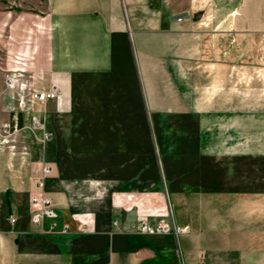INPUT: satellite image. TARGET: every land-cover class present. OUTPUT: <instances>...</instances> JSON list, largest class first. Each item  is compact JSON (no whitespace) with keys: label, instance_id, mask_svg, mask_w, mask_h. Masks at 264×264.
Here are the masks:
<instances>
[{"label":"crops","instance_id":"1","mask_svg":"<svg viewBox=\"0 0 264 264\" xmlns=\"http://www.w3.org/2000/svg\"><path fill=\"white\" fill-rule=\"evenodd\" d=\"M11 30L6 68L59 93L31 112L0 94L13 105L1 121L20 127L17 151L0 149V264H264V164L221 142L214 154L203 118L241 130L229 72L264 67V0H45ZM31 113L51 133L43 144ZM42 164L66 233L31 220ZM156 211L187 230L128 229Z\"/></svg>","mask_w":264,"mask_h":264},{"label":"rangeland","instance_id":"2","mask_svg":"<svg viewBox=\"0 0 264 264\" xmlns=\"http://www.w3.org/2000/svg\"><path fill=\"white\" fill-rule=\"evenodd\" d=\"M45 4V0H0V27H2V32L0 34V94L4 92L7 96L11 93H14L12 89L6 88L5 85V77L7 73L11 72L12 69L6 68V57L8 48H12L14 45L11 42L12 41V23L16 19L17 13L21 11H33L36 12L38 8H43ZM4 20V21H3ZM245 58H250V55H245ZM264 59V58H262ZM261 59V60H262ZM245 66L244 67H238L234 68L229 72V76H236L238 83L229 85L231 87V91L233 93L238 94V98L242 100V105L239 104V107H243L245 115L243 119V125L239 126L238 129L241 128L240 131H230L229 123L231 121H222L225 120L226 117H220V116H204L205 120V127L207 126V129L205 130L204 134L206 138V142L209 140H212V151L218 154V151L220 150V147H215L214 145H219L220 142L222 144L228 145L227 149H224L225 151L230 152L231 154H235V151L243 150L245 155L251 154V151H258L259 159H260V165L261 169L264 164V67H262V63H260L257 67V64L254 67H252L251 63H247L244 61ZM230 88V87H229ZM15 104L16 101H13ZM1 103H4L5 105H8L9 107H13L11 100H0ZM235 103L233 102V105ZM259 107V113L252 114V109H254V112H257L255 110V107ZM17 107V106H16ZM2 108L0 106V112H2ZM1 113H0V123L2 122L1 119ZM229 118V117H228ZM242 122V121H241ZM221 123V124H220ZM228 123V124H227ZM228 125V127H227ZM252 129H254L252 131ZM35 138V137H34ZM36 141H38L35 138ZM259 140V147H252L251 143H258L255 142ZM39 143L43 144V142L38 141ZM243 147H241V145ZM240 145V146H239ZM209 149V148H208ZM207 149V150H208ZM209 150V151H211ZM257 154V153H255ZM251 171V163L248 164L245 163V173ZM262 173V170H261ZM247 174H245V181H251L250 177L249 180H246ZM250 175V174H249ZM263 175H261V178ZM262 182V179H261ZM92 192H89L88 194L83 193L79 196L80 200L84 199H91ZM49 196V195H48ZM52 199V198H51ZM201 201L203 200V197H200ZM52 206H53V200H52ZM54 208V207H53ZM156 213V214H155ZM154 213L155 216H148L147 219L151 221L165 219L169 221L170 224L176 225V226H182L173 224L170 219L164 216H160L159 211H156ZM57 218V217H56ZM137 219L133 220L136 221ZM56 221V220H55ZM11 222V221H10ZM14 223V222H11ZM48 229V228H46ZM60 231V228L56 224V228ZM55 229H48V230H55ZM80 230H83L80 228ZM69 231V230H68ZM67 231V232H68ZM86 231V230H83ZM61 232V231H60ZM66 233V232H63ZM153 234V233H149ZM178 234V233H177Z\"/></svg>","mask_w":264,"mask_h":264},{"label":"built area","instance_id":"3","mask_svg":"<svg viewBox=\"0 0 264 264\" xmlns=\"http://www.w3.org/2000/svg\"><path fill=\"white\" fill-rule=\"evenodd\" d=\"M183 14L177 15V20L183 18ZM31 74L25 72L24 69H12L5 77L6 88L13 90V96L17 106L26 112H31L32 103L34 100L45 102L49 98L57 97L59 91L52 86L48 90L35 89L31 83ZM29 128L33 131L34 137L44 142L51 135L49 131L44 130L43 120L36 113H31ZM20 127L17 123L10 121H2L0 123V149L7 148L11 153L17 151V145L13 142L15 135L19 132ZM21 154H26L27 148L25 145L20 148ZM49 165L42 164L40 176L36 179L38 190L30 193L29 200L32 206L31 220L39 225L44 226L45 219H50L47 226L48 229H55L57 222L55 221L56 212L52 206V199L43 192L44 178L49 173ZM9 220L14 222L16 216L9 215ZM61 232H67L69 226L66 223L60 225ZM81 229L87 230L86 226H81ZM128 229L139 233H180L187 230V225L176 226L169 223L165 219L151 221L147 218L131 221Z\"/></svg>","mask_w":264,"mask_h":264},{"label":"bare ground","instance_id":"4","mask_svg":"<svg viewBox=\"0 0 264 264\" xmlns=\"http://www.w3.org/2000/svg\"><path fill=\"white\" fill-rule=\"evenodd\" d=\"M30 78L32 79V76H31ZM52 86H54V85H52ZM52 86H51V87H52ZM51 87H50V88H51ZM54 87H56V86H54ZM57 90H58V88H57ZM58 91H59V90H58ZM15 141H16V140H15V138H14V139H13V142H15ZM15 144H16V142H15ZM16 145H17V144H16ZM4 149H5V148H4ZM6 149H7V148H6Z\"/></svg>","mask_w":264,"mask_h":264}]
</instances>
